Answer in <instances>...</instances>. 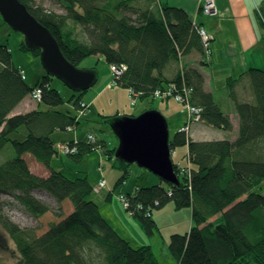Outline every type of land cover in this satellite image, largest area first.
Instances as JSON below:
<instances>
[{
	"label": "trees",
	"instance_id": "trees-1",
	"mask_svg": "<svg viewBox=\"0 0 264 264\" xmlns=\"http://www.w3.org/2000/svg\"><path fill=\"white\" fill-rule=\"evenodd\" d=\"M20 1L52 32L74 65L92 55L103 56L109 66L125 64V73L115 81L140 98L170 87L180 92L187 86L192 89L191 102L202 109V122L232 130L230 116L205 89L203 73L185 63L187 55L206 51L199 32L202 26L184 8L161 0H51L63 10L58 12L38 0ZM22 47L27 48L24 41ZM30 51L40 56L41 49ZM171 65L177 66L172 77L167 75ZM240 78L249 80L253 100H240L233 87L237 80L232 81L230 95L239 116L237 138L193 140L178 131L170 136L171 149L188 147L187 158L180 164L185 169L182 174L174 163L180 183L161 180L127 194L126 210L149 234L157 226L154 208L173 202L178 209H192L191 228L171 236L169 249L178 264H264V193L254 190L264 183V69L251 68ZM52 80L46 73L30 86L23 69L13 62L9 45L0 44V152L7 146L15 152L0 164V230L9 235L19 253L15 262L0 264H161L150 244L134 243L109 222L92 198L93 185L87 176L71 178L52 167L59 154L54 134L78 127L81 118L39 107L13 113L36 88L42 90L39 104L53 108L63 104ZM72 101L80 112L88 111L83 95ZM21 127L27 130L24 139L13 136ZM65 143L77 148L67 155L78 162L99 147L110 156L117 149H107L108 144L96 137ZM26 154L47 166L49 174L33 172ZM120 165L124 171L120 180L126 182L132 164L121 161ZM36 190L58 203L69 200L73 206L41 234L13 221L1 198H14L26 214L38 218L51 207L35 195Z\"/></svg>",
	"mask_w": 264,
	"mask_h": 264
},
{
	"label": "rangeland",
	"instance_id": "rangeland-1",
	"mask_svg": "<svg viewBox=\"0 0 264 264\" xmlns=\"http://www.w3.org/2000/svg\"><path fill=\"white\" fill-rule=\"evenodd\" d=\"M38 2H42L47 8L63 12L60 5L51 0H38ZM23 41L25 42L24 35L11 28L9 24L0 17V44L7 43V45H9L12 52L13 62L23 69L25 76L27 77V83L34 87L38 80L46 75V71L41 64L40 56H36L28 48L24 49L22 47ZM78 67L80 69H91L93 67L97 69L98 80L90 89L83 91L82 93L75 92L63 81L53 77L51 86L59 90L64 99L63 104L53 108L42 103L39 104V101L28 96L25 102L21 105L22 107L29 105V110L39 107L41 110L55 109L62 112H70L72 115L81 118L78 127L72 130L58 131L54 134L53 137L57 142V148L67 140L89 141V136L92 134L101 142L105 141L108 144L107 149L113 150L118 147L119 139L113 131L110 121H107L106 116H137L144 111L145 107L161 109L163 112H166V107L171 105L170 109L180 112L182 116L187 114V121L179 131H182L183 128L187 127L186 125L188 120H190V117L185 104L181 102H179V104L177 103L178 101L173 98L171 99L174 101L172 100L170 104H162L160 100L156 98H164L156 95L147 98L132 96L130 92L128 95L127 88L116 83L115 77L110 71V66L105 61L104 57L94 55L89 56L81 61L78 64ZM113 79V88L103 91L102 88L105 84L108 81H113ZM220 91L222 92V90ZM81 95H83V100L88 102L90 107V109L84 114H81L80 110L75 108L74 101H72L74 96L79 97ZM217 100L220 103L222 110L226 112V101L223 94H219ZM182 116L180 117L181 120ZM190 122L192 124L190 125L189 132L192 130L195 121L191 120ZM178 125V122H176L174 118L170 121L169 131L172 137L178 132ZM26 132V128L21 127L18 132L13 133V136L24 139ZM189 132L187 134L192 138ZM185 147L186 146L177 148V151H179L178 156H176V149H173V151H175L173 157L176 156V159L180 158V151H184L186 149ZM58 152L59 154L62 153V155L54 157L51 162L53 168L63 171L71 178L87 176L93 187H95L101 180H105L107 184L106 187L98 193L93 192V200H95L100 207H103L105 202L108 203L103 209L108 208L113 211L115 216L111 212H108V215H110V218L112 215L114 219L115 217L119 219H116V221H119V223L116 222L118 228L124 231L121 226V224H123L127 229V231L124 232L130 233L134 243L150 244L155 256L161 264H178L177 259L171 254L169 249L171 236L174 233L184 234L191 228L193 224L192 209L190 207L178 209L173 202H169L160 208H154L153 218L156 221L157 226L154 228L153 234H149L140 220L126 210L125 205L120 198L121 195L134 193L137 186L148 187L159 184L161 182L159 176L148 169L139 167L137 164H132L130 166V175L126 178V182H122L120 179L124 171L120 165L121 161L116 158L114 153L110 156L102 147L88 153L79 162L73 160L59 149ZM14 156L15 152L12 147L7 146L0 152V164ZM25 157L33 172L41 176L46 175L45 173L49 174V168L41 162H38L31 154H26ZM181 158L185 162L186 157ZM180 162L175 163H178L177 165L180 166ZM180 168L182 169L184 167L180 166ZM119 180L120 183H118ZM254 190L264 193V183L256 187ZM34 193L38 198L48 203L51 207V210L47 214L38 218L26 214L15 203L16 201L14 198L8 195H2L1 198L6 203L4 209L5 212L13 221L22 227L35 228L38 234L45 232L49 228L51 222L60 219L61 215L69 214L73 210V206L69 200L64 203H58L44 191L36 190ZM108 194H111V199L107 201ZM18 258L19 253L14 242L8 234H5L0 230V262H15Z\"/></svg>",
	"mask_w": 264,
	"mask_h": 264
},
{
	"label": "crops",
	"instance_id": "crops-1",
	"mask_svg": "<svg viewBox=\"0 0 264 264\" xmlns=\"http://www.w3.org/2000/svg\"><path fill=\"white\" fill-rule=\"evenodd\" d=\"M161 1L171 6L184 8L193 22L199 23L212 35L211 54L201 55L195 52L191 53L185 57V63L188 66L200 69L205 77V89L213 94L219 105L220 103L217 100V96L223 94L226 101L225 106L227 108V111L224 112L230 116L233 124L232 130H224L210 126L202 121L194 122L192 130L189 132L192 139L235 140L239 131V116L235 109L234 100L230 95V85L233 80H237L233 84V87L240 100H253V91L249 80L246 78L241 79L240 76L251 68L264 69V0H215L216 14L213 16L206 15L202 12L204 0ZM176 72L177 66L171 65L167 70V75L172 77ZM113 86L114 79L113 81H108L102 90L112 89ZM220 90H222V92ZM127 92L129 95L128 89ZM156 99H159L162 104H170L173 100L171 98ZM25 100L26 99L15 108L13 113L27 112L29 110V105L21 106ZM170 107L171 105L166 107V112H163L161 109L158 110L166 116L169 124L174 118L179 124V131L187 121V114L182 116L180 112L172 110ZM148 109L155 108L145 107L144 111ZM181 116L182 120L180 118ZM185 148L184 151H180L181 157H186L188 154V147L186 146ZM178 154L179 151H177L176 156H178ZM58 155H62V153ZM176 156L173 157V161H181L180 163L183 165L184 160L181 157L176 159ZM45 174V176H47L48 173ZM110 199L111 194H108L107 201ZM105 205H108V203L105 202L103 207ZM103 207H100V209L102 208V213L119 233L134 241L130 233H125L127 229L123 224H121V226L125 232L118 228L116 225V222L119 223V221H116V219H118L117 217L114 219L111 215L110 218L108 212L113 214V211L108 208L103 209Z\"/></svg>",
	"mask_w": 264,
	"mask_h": 264
},
{
	"label": "water",
	"instance_id": "water-1",
	"mask_svg": "<svg viewBox=\"0 0 264 264\" xmlns=\"http://www.w3.org/2000/svg\"><path fill=\"white\" fill-rule=\"evenodd\" d=\"M0 15L24 35L28 49H41V64L48 75L75 92L86 91L97 82V71L71 63L52 32L20 0H0ZM110 125L119 139L115 152L118 160L148 169L164 182L180 183L170 146L169 122L161 111L148 109L137 116H118Z\"/></svg>",
	"mask_w": 264,
	"mask_h": 264
},
{
	"label": "built area",
	"instance_id": "built-area-1",
	"mask_svg": "<svg viewBox=\"0 0 264 264\" xmlns=\"http://www.w3.org/2000/svg\"><path fill=\"white\" fill-rule=\"evenodd\" d=\"M202 12L206 15H210L213 16L216 14V4H215V0H204L203 5H202ZM200 35L205 47V51L206 54L210 55L211 54V44H212V35L210 33H208V31L201 27L200 28ZM127 69V66L125 64H121V65H117V64H112L110 65V71L113 74V76L115 78H119L120 76H122L125 71ZM191 91L192 89L184 86L182 91H175L173 87L170 88H166L164 90L160 89L157 90L155 92L154 95L158 96V97H162V98H173L174 100L181 102L183 104H185L187 106V111L189 113V117L190 120H188L187 122V127L183 128L182 131L188 133L189 132V128L190 125L192 124L190 121L194 120L195 122H200L201 121V111L202 109L193 104L190 100V96H191ZM130 94L132 96H138L137 93H135V91L133 90H129ZM31 97L36 100V101H41L42 98V90L40 88H36L33 93L31 94ZM85 111H81V114H84ZM69 130H72L69 129ZM89 138L91 140H94V135H90ZM61 148V149H60ZM59 150H61L62 152H64L65 154L74 152L77 150L76 147H72L70 144L68 143H63L60 145V147L58 148ZM175 155V151L172 150V156ZM179 166V165H178ZM184 168L180 169V173L182 174L184 172ZM106 181L105 180H101L95 187H93L94 192L98 193L100 192L104 187H106ZM121 201L124 203L125 208H128L129 206V198L127 195H121L120 196Z\"/></svg>",
	"mask_w": 264,
	"mask_h": 264
}]
</instances>
